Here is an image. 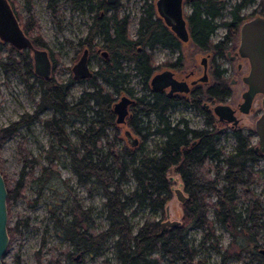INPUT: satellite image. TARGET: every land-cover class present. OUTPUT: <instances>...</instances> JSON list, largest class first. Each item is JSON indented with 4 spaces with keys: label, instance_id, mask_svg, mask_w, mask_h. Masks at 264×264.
<instances>
[{
    "label": "trees",
    "instance_id": "1",
    "mask_svg": "<svg viewBox=\"0 0 264 264\" xmlns=\"http://www.w3.org/2000/svg\"><path fill=\"white\" fill-rule=\"evenodd\" d=\"M9 1L22 29L26 32H37L32 34V43L40 47L46 46L47 43L38 32L39 24L32 10V0H26L25 17L14 9L15 2ZM60 1L62 0H46L52 19L59 15ZM67 1L75 7H83L93 13L86 35L79 40L82 46L81 54L86 48L89 56L101 59L103 56L98 54L96 47L108 53V58H102L103 61H100L99 68L83 79L90 83L92 88L82 90L75 101H70L68 94L74 83L82 79L74 78L72 72L66 80L62 79L57 71L58 63L54 53L49 52L52 59L50 73L43 76L34 71L27 49L16 50L13 45L10 46L0 38V53L4 48L8 49L6 59L0 55L1 69L5 73L20 76L29 88L36 86L38 89V97L33 98L35 108L32 112L25 111L15 121L0 126V150L6 138L19 132V127L28 128L36 120L40 121L43 129L67 155L77 181L82 185L94 182L104 196L102 210L107 225L99 230L91 227V208L83 206L75 193L69 202L67 215L60 216L56 202L51 203L49 215L55 232L74 246L78 253L72 256L68 250L60 251L46 264H65L63 260L82 264L83 258L78 259V254L83 256L87 253L97 257L104 252L109 239L112 240L115 252L114 264H160L163 256L171 264H203L199 260H193L196 251L189 245L186 235L187 229L194 226L203 234L202 243L216 240L213 221L208 218L210 210L213 211L214 219L234 239L239 236L247 238L239 243L237 252L226 249L221 253L220 264H224L227 258L240 260L241 264H264V251L249 248L251 245L259 246L251 233L259 227L258 220L264 219V206L252 190L254 173L251 164L264 156L253 151L251 141L244 134H235L236 144L229 153H225L218 146L217 138L187 147L180 141L177 142L178 136H173L166 144H162L164 152L156 156L152 153H141L143 147L138 144L130 146L125 142L118 145V131L112 136L107 132V128L114 124L111 104L113 94L124 91L133 93L125 87L130 73L124 71V60L131 64V69L142 81L143 87L148 89L152 61L147 47L152 49L157 44L175 45L180 42L157 15L155 0H143L135 36L130 34L129 15L120 14L117 10L118 1L114 4H108L106 0ZM254 1L237 0L228 9L232 15L231 20L217 21L223 14L228 0H192V12L188 15L191 40L206 49L212 46L210 38L216 28L225 26L227 35L224 40L213 46L216 52L224 54L232 38L229 32L237 31L242 23L239 9ZM110 8L114 11L108 12ZM97 36L101 42L96 40ZM99 80L109 84L111 91L106 90ZM136 101L140 112L149 114L151 103L148 95L137 96ZM47 109L51 110V114L40 118L41 113ZM76 120L84 122L83 128L75 127ZM69 126L73 128L77 140L71 138L68 133ZM147 128L145 125L142 129H134L133 132L145 139L150 133ZM17 141V159L21 162L19 176L16 179L8 177L1 170L0 164L7 187L8 217L9 205L25 197L23 192L28 182L45 186L51 176L57 175L46 165H42L40 173L36 174L38 161L26 148L25 136L20 134ZM52 148L50 146L49 150L53 151ZM49 161L52 162L51 159ZM173 166L181 172L186 187L187 198L181 202L183 210L180 225L160 231L161 222L149 219L144 220L136 231H133L132 222L125 211L127 205L145 206L151 210H161L163 214L171 195L166 172ZM131 178L136 185L132 190L125 192L122 185ZM239 196L246 201L243 210L237 206ZM28 222V218H19L14 225L7 226L10 242L13 236L19 233L20 225L27 226ZM43 241L44 239L42 243ZM41 250L40 248L35 251V264H42ZM156 251L161 254L157 256ZM15 260L20 264L17 256ZM103 264L110 263L104 261Z\"/></svg>",
    "mask_w": 264,
    "mask_h": 264
},
{
    "label": "rangeland",
    "instance_id": "2",
    "mask_svg": "<svg viewBox=\"0 0 264 264\" xmlns=\"http://www.w3.org/2000/svg\"><path fill=\"white\" fill-rule=\"evenodd\" d=\"M14 1V9L18 11L22 17L27 15L25 8L26 0H11ZM236 0H228L223 14L217 18V21H222L228 18V8L234 4ZM143 0H118L117 10L120 14H128L130 17L129 30L132 36H135L137 29V21L139 18V13L141 10V4ZM60 12L56 19H52L51 12L46 6V0H32V10L39 24L38 32L41 34L44 41L47 43L46 46L40 47L45 49L49 55L54 53L56 56V63H58V73L62 79H67L70 73V66L74 61L80 56V39H82L87 32L88 24L92 21L93 13L88 11L86 8H79L73 6L67 0L60 1ZM189 5L186 3L185 12L189 11ZM256 13L264 12V0H255L253 3L243 9L244 13L250 17L253 11ZM254 15V14H253ZM37 33L36 31L28 32L32 38V34ZM223 26H218L213 33L212 41L222 37L224 34ZM96 40L101 42L100 38L97 36ZM22 49H26L23 47ZM159 49V48H158ZM155 51V63L159 64L163 61L164 55L160 52ZM8 49L4 48L1 50V57L6 59ZM18 55L16 52L14 53ZM31 60H32V54ZM198 54V58L192 57L185 60V66H190L193 62H198L201 57ZM99 57H91L89 59V68L96 69ZM52 62V59H50ZM222 65H231L233 72L229 76L233 75L240 79V73H235L236 65L235 63L229 64L226 59L220 60ZM246 69H244L245 71ZM124 71L130 73L128 77V83L125 86L132 88L133 92L137 96L143 94L149 95L147 88L143 87L142 81L131 69L130 63H124ZM228 76V77H229ZM31 81V79H30ZM91 84L86 80H78L74 83L73 87L70 89L68 99L70 101H75L80 92L84 89L89 90ZM235 93H239L241 89L245 88L244 83L239 82L237 85L232 86ZM109 89V86H106ZM119 93L113 94V97H118ZM34 97H38V89L29 88L24 84L20 76L17 74L5 73L0 67V126L9 124L15 119L19 118L22 113L32 112L34 110ZM260 105V97L254 101V106ZM51 114V110L48 109L40 115V118H45ZM88 115V114H87ZM186 115L189 117V122L191 126L199 127L200 123L193 112L187 110ZM247 117L251 118L252 115ZM140 125L148 126V130L151 132V118L148 114L140 113L139 116ZM84 122L76 120L75 127L83 128ZM119 129L109 128L107 132L109 136H112L114 132L118 131L117 144L122 145L127 143L126 136L124 135V129L118 127ZM73 128L68 127V133L71 138L77 140L73 133ZM19 132L15 135L10 136L5 139L1 145L0 150V164L1 170L8 177L16 179L19 176V170L21 168V162L17 159L16 144L19 139L20 134L25 136L26 148L32 152V155L38 161V165L35 168L36 174L40 173V168L42 165L50 166L54 173L57 175L51 176L48 184L45 186H40V184L34 182H28L23 194L24 198H19L17 201L11 203L9 206V219L8 226L14 225V223L19 218H28V225H20L19 233L13 236V240L8 246V251L3 257L5 264H17L15 258L16 256L20 260V264H35V251L37 249L41 250L42 264H46L50 259H53L60 251L68 250L73 255L78 252L74 249L67 240L58 236L55 232L54 225L50 221L49 208L51 203L56 202L57 212L60 216L67 215L66 211L73 193L77 195L79 201L85 207L91 208L92 222L91 227L95 230L103 229L107 225V219L102 210L104 203V196L102 192L96 187L95 183H89L87 185L80 184L74 171L70 167L67 155L64 153L63 149L57 146L54 139L49 133L43 129L40 121H35L29 125V127H19ZM132 131V134L137 136L139 141L138 145L143 147L141 153H153L155 150V136L148 134L145 139H142L140 134ZM143 133V132H141ZM252 144H256V140L253 138ZM220 145L225 153H229L235 146V142L229 139V136H223L220 140ZM52 146V150L49 147ZM49 151V152H48ZM55 152V155L53 153ZM52 160V162L49 161ZM252 172L254 173V184L252 185V190L255 195L261 201V205L264 206V157L259 158L254 163L251 164ZM172 174V173H171ZM136 185L133 178L127 180L123 183L122 188L125 192L132 190ZM171 185L177 186V181H171ZM214 196L212 197V200ZM246 201L239 196L237 200V206L240 210L246 207ZM169 209V218L178 219L181 221L182 206L181 202L176 198V195L171 192L170 200L164 207V213L161 210H151L145 206H136L135 204H128L125 211H127L130 221L132 222L133 231H136L138 226L144 222V220L154 219L160 222L166 219V212ZM208 218L213 221V228H215L216 240L205 241L202 243L203 234L200 229L196 227H189L187 230L186 239L189 245L193 248L196 253L194 254L193 260H199L203 264H220L221 253L229 250L230 252H237L239 243L247 240L242 236L234 239L232 235L214 219L213 211L208 212ZM259 227L256 231L251 233V236L259 244L258 247L249 246L255 250H264V219L260 218L258 220ZM44 236L42 237V234ZM44 239L43 243L42 240ZM42 243V244H41ZM218 248V249H217ZM157 256L161 253L155 252ZM249 253H247L248 255ZM78 259L83 258L82 264H103L104 261L114 264L116 262L115 252L113 249L112 240H107V247L104 252L97 257L90 256L87 253L83 256L78 254ZM77 259V260H78ZM65 264H77L73 261L63 260ZM160 264H171L165 256L159 262ZM177 264H181L178 263ZM224 264H241L240 260H235L233 258H227Z\"/></svg>",
    "mask_w": 264,
    "mask_h": 264
},
{
    "label": "flooded vegetation",
    "instance_id": "3",
    "mask_svg": "<svg viewBox=\"0 0 264 264\" xmlns=\"http://www.w3.org/2000/svg\"><path fill=\"white\" fill-rule=\"evenodd\" d=\"M117 1L118 0L113 3H109L106 0L108 4H114ZM157 1L158 0H155L154 2V5L156 6L157 15L162 19L163 23L169 27L172 34H174V36H176L180 40V42L175 45L157 44L156 46L152 47V49L147 47V52L152 61V74L148 79V99L151 103V109L148 114L151 118L150 134L155 136V150L152 154L160 156L164 152V148L162 149V144H166L168 140L173 138V136H178L177 142L180 141L182 145H185L187 147H189V145L191 144L195 145L199 142H206L211 138H217L219 142L218 146L222 148V146L220 145L221 137L229 136V139L233 140L236 144L235 134H244L251 141V143L254 138L257 144L258 134L257 129H255V124L263 109L262 94L256 93L253 96L248 112H245L239 108L241 102L243 101L242 93L247 88L245 82L243 81V75L249 72L250 65L248 58L241 56L239 53H237V50L240 40V28L249 20L255 17H264V12H260L257 14V11L252 10L253 12L249 14L251 16L246 18L248 14L246 15L243 9L247 8V6L251 3H248L247 5L240 8L239 15L241 16L242 23L238 27L237 31L231 30L229 32L230 37L232 38L228 42V47L225 53L221 54L218 51L216 52L213 46L219 41L224 40L225 36L227 35V28L225 26H223L224 35L216 39L215 41H212V36L214 33L213 32L210 38L212 46L206 47V49H202L196 44V42L194 43L191 40V37L189 35L188 15L192 12V7L190 5L192 4V0H181L180 14H177L174 11L172 12L171 10H167L166 7L161 8V11L159 12L160 6L157 4ZM165 2H167V0ZM186 3L190 7L188 12H185ZM232 6L233 5H231L230 7ZM111 11H114V9L110 8L108 10V12ZM227 14L228 18L222 21L231 20L232 15L229 12ZM183 25L186 29V35H188L187 39L184 40L176 35V31L174 29V27L181 28L183 27ZM21 31L26 34L27 39L32 43V39L28 32L23 30L22 27ZM6 43L10 46L13 45L9 42ZM25 48L29 51V53H31V50L28 47ZM158 48L160 49V51H163L162 49H164L166 50V52H160L162 55H164V59L161 63L156 64L154 56L155 51H159ZM16 50L22 49L16 48ZM95 50L98 52V54L103 56V59L108 58V53L107 55H104L102 52L103 50L100 47H96ZM198 54H201V57L198 59V62H193L188 67L185 66L186 59L192 57L198 58ZM91 57L92 56H89V52L87 51L88 64H90L89 59ZM102 58H99L96 69L99 68L100 61H103ZM77 59L74 61V63L77 61ZM224 59H226V62H229V64L235 63L236 68L234 71L237 74L241 72L240 79L233 75L229 76V74L233 72V68L231 65H222L220 60ZM124 63H127V61L124 60L123 65ZM73 64L70 66V73L72 72L71 68ZM166 69L172 72L174 78L178 79L179 81H185L187 89L171 90V85H167L162 89L153 90L150 84V79L155 73L164 71ZM244 69L246 70L244 71ZM90 70L92 72L95 69ZM74 78H79L83 80L87 77L82 78L77 76ZM239 82L244 83L245 88L241 89L239 93H235L234 88L232 86L239 84ZM99 83H101L106 90L111 91V87L109 84L101 80H99ZM107 85L109 86V89L106 88ZM125 87L128 88L131 92H133L132 88H129L127 86ZM122 94H125L134 100L128 106L127 115L125 116L124 121L122 123H118L116 121V114L113 110V103L117 101L122 96ZM136 97L137 95H135L134 92L132 94H129L128 92L124 91L121 93L119 92V96L117 98H113L111 104L114 114V124L108 127L107 129L112 127L114 129H119L118 127H120L124 130L128 129L131 131L134 129H142V127H144L140 125L139 122V116L142 112H140L139 110L140 107L136 101ZM258 97H260V105L256 107L254 106V101H256ZM219 103L227 104L229 107H231V109H233V114L237 119V122H234L233 120L229 121L225 118H220L219 115L215 113L213 107ZM187 110L193 112L194 115L197 117L200 123L199 127H194L190 125L191 123L189 122V117L186 115ZM248 115H252V117L249 118L247 117ZM256 144H252L253 147ZM166 177L170 182L171 192L174 191L175 193L176 188H181L183 192L186 193V187L182 180L183 176L181 175L180 171L176 170L175 166L169 167L168 171L166 172ZM174 180L177 181V186L171 185V181Z\"/></svg>",
    "mask_w": 264,
    "mask_h": 264
},
{
    "label": "water",
    "instance_id": "4",
    "mask_svg": "<svg viewBox=\"0 0 264 264\" xmlns=\"http://www.w3.org/2000/svg\"><path fill=\"white\" fill-rule=\"evenodd\" d=\"M109 3H113L116 0H107ZM158 0L157 4L161 8H167V10L174 11L177 14L181 12V0ZM176 35L181 39H187L186 29L183 27H174ZM240 40L237 53L241 56L247 57L249 60L250 70L247 74L243 75V81L246 84V89L242 93L243 101L240 104V109L248 112L251 105L253 96L256 93L262 94V112L258 117L255 124V129H257V144L254 146L253 151L259 152L264 156V17L258 16L247 23H245L240 28ZM0 38L13 44L16 48L22 49L23 47H28L31 50L33 69L37 74L49 75L51 69V63L49 55L45 49H41L31 43L21 31L19 22L16 19V15L12 9L11 3L8 0H0ZM78 57L77 61L72 66V73L74 77H88L91 76L89 64L87 62V51ZM104 55H107V51H102ZM152 89H162L167 85H171V90H186V82L179 81L174 78L170 70H164L157 72L150 79ZM134 99L129 96L122 94V96L115 101L113 104V110L116 114V121L122 123L127 115L128 106L133 102ZM213 110L220 118H225L226 120H233L237 122L233 114V109L227 104L219 103L213 107ZM124 135L126 136L127 143L130 146H135L138 143V137L132 135L131 131L128 129L124 130ZM176 198L180 202L186 200V195L180 188L175 189ZM7 187L4 182V176L0 171V264L4 263L3 257L8 251V246L10 244V238L8 235V206H7ZM166 219L161 221L160 231L166 230L171 226L180 225V220L169 218V209L166 207ZM261 251H264L261 249Z\"/></svg>",
    "mask_w": 264,
    "mask_h": 264
}]
</instances>
